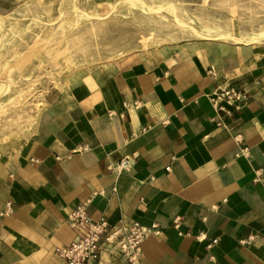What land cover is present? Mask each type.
<instances>
[{
	"label": "crops",
	"instance_id": "crops-1",
	"mask_svg": "<svg viewBox=\"0 0 264 264\" xmlns=\"http://www.w3.org/2000/svg\"><path fill=\"white\" fill-rule=\"evenodd\" d=\"M230 83L248 99L217 110L209 96ZM77 204L156 225L140 264H264V41L124 57L55 95L0 152V264H65L54 251L78 234Z\"/></svg>",
	"mask_w": 264,
	"mask_h": 264
},
{
	"label": "rangeland",
	"instance_id": "rangeland-1",
	"mask_svg": "<svg viewBox=\"0 0 264 264\" xmlns=\"http://www.w3.org/2000/svg\"><path fill=\"white\" fill-rule=\"evenodd\" d=\"M260 31L264 0H18L0 14V152L29 136L55 95L121 58Z\"/></svg>",
	"mask_w": 264,
	"mask_h": 264
},
{
	"label": "built area",
	"instance_id": "built-area-1",
	"mask_svg": "<svg viewBox=\"0 0 264 264\" xmlns=\"http://www.w3.org/2000/svg\"><path fill=\"white\" fill-rule=\"evenodd\" d=\"M247 99L248 92L236 83H230L209 96V101L217 110H224V105L239 109ZM130 164L131 159L123 157L116 168L127 169ZM67 224L78 234L68 245L57 247L54 251L65 264H114L112 257L123 259L124 264H140L143 241L158 231L156 225L143 226L138 221L112 225L103 217L94 220L84 204H77L69 212ZM102 253L108 257L103 259Z\"/></svg>",
	"mask_w": 264,
	"mask_h": 264
},
{
	"label": "bare ground",
	"instance_id": "bare-ground-1",
	"mask_svg": "<svg viewBox=\"0 0 264 264\" xmlns=\"http://www.w3.org/2000/svg\"><path fill=\"white\" fill-rule=\"evenodd\" d=\"M132 4V3H131ZM203 28L206 29L207 32L210 33V30L208 27L204 26ZM246 35V34H245ZM228 36V35H226ZM264 36V31H260V32H256V33H253V34H248L246 36H239V37H234V36H228L234 40H236V42H239V43H257L258 40ZM20 63V61H16L15 62V65L17 66L18 64ZM18 74H17V71L14 69V68H11L8 72H7V77L9 79L13 78V77H16ZM6 90V84L5 82L3 83V81H0V92L1 91H4Z\"/></svg>",
	"mask_w": 264,
	"mask_h": 264
}]
</instances>
